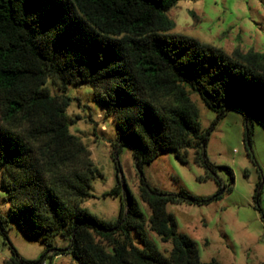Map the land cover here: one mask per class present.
<instances>
[{"label": "trees", "instance_id": "trees-1", "mask_svg": "<svg viewBox=\"0 0 264 264\" xmlns=\"http://www.w3.org/2000/svg\"><path fill=\"white\" fill-rule=\"evenodd\" d=\"M177 0H0V190L8 204L0 215L40 234L49 252L77 264H223L200 260L196 243L178 233L171 204H205L198 198L150 187L141 174L161 151L185 161L187 149L203 158L196 94L217 117L243 110L246 139L252 118L264 120V54L222 49L171 32L167 16ZM70 84L93 89V99L116 120L117 148L132 149L140 173L138 195L146 217L124 182L108 193L120 197L115 221L97 218L80 204L98 175L89 150L69 132L70 98L52 94ZM202 156V157H201ZM260 192L253 199L258 205ZM264 222V213L261 214ZM148 232L169 243L163 254ZM59 234L64 248L53 246ZM137 243L134 242V238ZM5 264H42L12 249Z\"/></svg>", "mask_w": 264, "mask_h": 264}, {"label": "rangeland", "instance_id": "rangeland-1", "mask_svg": "<svg viewBox=\"0 0 264 264\" xmlns=\"http://www.w3.org/2000/svg\"><path fill=\"white\" fill-rule=\"evenodd\" d=\"M167 16L173 22V33L190 36L227 54L234 50L264 54V0H177ZM47 87L52 94L71 99L65 111L68 120L74 121L69 132L89 150L98 173L91 181V196L80 206L99 219L115 221L120 197L104 194L122 181L147 217L149 209L138 195L140 173L132 149L124 145L117 148L116 120L105 115L103 103L94 101L93 89L83 83L70 84L64 92L50 82ZM190 97L198 109L201 132L208 131L203 158L214 167L213 171L195 160L194 149H187L184 162L173 151L159 152L151 163L143 165L141 174L150 187L168 194L185 193L198 198L219 194V199L205 204L166 205L176 221L177 232L196 243L201 261L264 264V120L251 119L247 140L241 108H231L217 117L196 94ZM256 188L260 192L258 205L253 199ZM7 211L0 190V215L5 217ZM148 236L167 254L169 243L160 242L152 232ZM52 241L60 249L68 244L59 234ZM12 249L25 260L42 258V264H77L66 254L49 252L40 234L9 222L5 235L0 231V264L13 256Z\"/></svg>", "mask_w": 264, "mask_h": 264}, {"label": "water", "instance_id": "water-1", "mask_svg": "<svg viewBox=\"0 0 264 264\" xmlns=\"http://www.w3.org/2000/svg\"><path fill=\"white\" fill-rule=\"evenodd\" d=\"M217 195H219V194H217Z\"/></svg>", "mask_w": 264, "mask_h": 264}]
</instances>
